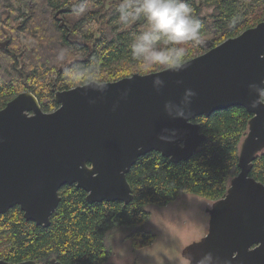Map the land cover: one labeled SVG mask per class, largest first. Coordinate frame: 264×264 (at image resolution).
Returning <instances> with one entry per match:
<instances>
[{"label": "water", "instance_id": "obj_1", "mask_svg": "<svg viewBox=\"0 0 264 264\" xmlns=\"http://www.w3.org/2000/svg\"><path fill=\"white\" fill-rule=\"evenodd\" d=\"M66 11L74 8L57 15ZM212 44L181 63L179 72L164 68L58 90L59 106L52 111L29 90L12 98L0 109V215L19 205L27 220L48 227L60 189L73 184L87 191L90 203L128 204L134 196L127 174L140 156L159 151L173 162L188 160L207 140L194 120L242 106L253 116L240 144V172L226 195L213 201L209 232L187 254L191 264L208 254L213 264H264V183L250 175L264 151V106L249 107L248 89L264 80V20ZM157 76L165 81L159 92L153 86ZM187 89L196 95L186 118L169 117L166 102L179 104ZM0 264L37 262L0 258ZM51 264L64 263L53 258Z\"/></svg>", "mask_w": 264, "mask_h": 264}, {"label": "trees", "instance_id": "obj_2", "mask_svg": "<svg viewBox=\"0 0 264 264\" xmlns=\"http://www.w3.org/2000/svg\"><path fill=\"white\" fill-rule=\"evenodd\" d=\"M90 1L83 0L87 6ZM33 2L0 0V42L8 41L0 47V109L29 90L45 111H52L59 106L55 101L58 90L145 73L130 48L134 35L147 28L142 18L124 23L119 18L120 5L108 9L104 0H96V10L79 17L75 11L57 12L74 8L80 0ZM187 3L201 22L200 38L209 34L218 37L213 46L264 20V0ZM210 7L213 13L203 15ZM194 45L192 42L190 47ZM204 48L199 43L198 51ZM194 49H185L181 63L194 57ZM67 54L76 59L65 62ZM164 68L154 65L148 69ZM252 116L246 108L236 106L197 117L194 121L201 125L207 140L188 160L173 162L159 151L140 156L127 174L134 196L128 204L90 203L87 191L73 184L60 189L61 201L48 227L27 220L19 205L10 208L0 215V258L12 263L35 260L51 264L56 258L64 264H105L111 252L110 236L117 229L130 231L135 248L148 246L155 238L145 227L151 216L149 205L165 206L182 193L212 201L226 195L229 178L240 172V143ZM250 175L264 183V152L254 160Z\"/></svg>", "mask_w": 264, "mask_h": 264}, {"label": "clouds", "instance_id": "obj_3", "mask_svg": "<svg viewBox=\"0 0 264 264\" xmlns=\"http://www.w3.org/2000/svg\"><path fill=\"white\" fill-rule=\"evenodd\" d=\"M74 11L77 15L85 14L86 4L83 0L74 5ZM118 12L124 23L142 18L147 24L146 30L134 35L130 45L132 57L145 68L160 65L179 72L185 55V48L181 45L200 38L201 22L194 17L187 0H135L134 4L120 5ZM164 84L165 81L159 76L153 80V86L158 92ZM248 89L249 95L253 97L249 107L259 109L264 106V80L249 84ZM195 95L193 90L187 89L179 104L166 102L167 115L173 119L186 118V110L190 108ZM196 264H213L211 254Z\"/></svg>", "mask_w": 264, "mask_h": 264}, {"label": "rangeland", "instance_id": "obj_4", "mask_svg": "<svg viewBox=\"0 0 264 264\" xmlns=\"http://www.w3.org/2000/svg\"><path fill=\"white\" fill-rule=\"evenodd\" d=\"M33 4V0H28ZM95 1L92 0L86 5V13L96 10ZM108 9H114L116 5L128 3L131 0H104ZM199 1V0H198ZM24 2H19L23 5ZM121 2L120 4H118ZM89 7V9H88ZM213 13V8H205L203 15L209 16ZM81 15H78V17ZM64 17V16H62ZM64 19V18H63ZM65 23V22H63ZM19 26V25H18ZM100 28L96 29L98 32ZM217 36L209 34L199 38L194 42L195 47H190L192 42H187L185 49L193 50V56L206 52ZM203 44V51H198L197 47ZM22 47V44H20ZM213 46V45H212ZM76 59L75 56L67 54L64 61L68 62ZM142 72H151L148 68L142 67ZM228 185H230V180ZM213 205L212 200H208L192 193H182L177 199L165 206L149 205L150 218L146 222L147 230L155 234L152 243L142 248H135L132 239L128 236L130 231L117 229L111 234L109 239L108 262L119 264H191L187 254V248L194 242L200 241L208 232L210 214L209 210ZM105 263V264H106Z\"/></svg>", "mask_w": 264, "mask_h": 264}, {"label": "flooded vegetation", "instance_id": "obj_5", "mask_svg": "<svg viewBox=\"0 0 264 264\" xmlns=\"http://www.w3.org/2000/svg\"><path fill=\"white\" fill-rule=\"evenodd\" d=\"M247 131H248V130H247ZM246 134H247V133H246ZM244 137H245V136H244ZM244 137H243V138H244ZM242 140H243V139H242ZM240 144H241V143H240ZM263 152H264V151H263ZM263 152H261V153H263ZM209 223H210V221H209ZM209 226H210V225H209ZM209 228H210V227H209ZM209 228H208V232H209ZM208 232L206 233V235L208 234ZM206 235H205V236H206ZM205 236H204V237H205Z\"/></svg>", "mask_w": 264, "mask_h": 264}]
</instances>
